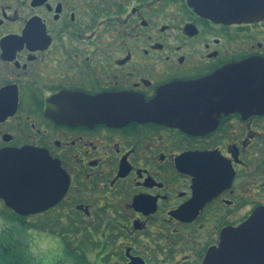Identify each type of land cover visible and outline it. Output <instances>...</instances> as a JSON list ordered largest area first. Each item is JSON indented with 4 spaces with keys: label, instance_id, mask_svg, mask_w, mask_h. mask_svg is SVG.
<instances>
[{
    "label": "flooded vegetation",
    "instance_id": "1",
    "mask_svg": "<svg viewBox=\"0 0 264 264\" xmlns=\"http://www.w3.org/2000/svg\"><path fill=\"white\" fill-rule=\"evenodd\" d=\"M7 149L50 159L41 194L69 183L36 214L0 198L14 225L55 233L0 244V264L47 243L59 262L33 263L205 264L264 208V19L218 23L188 0H0Z\"/></svg>",
    "mask_w": 264,
    "mask_h": 264
},
{
    "label": "water",
    "instance_id": "2",
    "mask_svg": "<svg viewBox=\"0 0 264 264\" xmlns=\"http://www.w3.org/2000/svg\"><path fill=\"white\" fill-rule=\"evenodd\" d=\"M202 17L218 23L257 22L264 19V0H188ZM107 121L133 117H106ZM52 166L50 159L29 149L0 151V198L21 215L43 212L55 206L65 195L69 180L62 173L61 188L48 191L40 169ZM59 174V173H58ZM35 191L34 194H31ZM52 191V189L50 190ZM264 243V208L256 211L242 226L224 233L218 247L211 250L205 264H264L261 248Z\"/></svg>",
    "mask_w": 264,
    "mask_h": 264
},
{
    "label": "rangeland",
    "instance_id": "3",
    "mask_svg": "<svg viewBox=\"0 0 264 264\" xmlns=\"http://www.w3.org/2000/svg\"><path fill=\"white\" fill-rule=\"evenodd\" d=\"M9 216V215H7ZM40 222H42V220H38ZM45 233H49V231H44V229H39V231H35V230H23V228H20L17 225H14L11 221L7 220V218L5 217V214H0V238L1 236L5 235L4 238H7L6 235H12L14 236L16 239L19 240V242L24 246V244H29L31 243V239L33 240H37L39 239H45L47 238V236H45ZM54 232H51V234H53ZM10 240L12 239H2L0 240V244L4 243L7 244ZM46 247H51L49 243L46 244V246L44 248L38 249V246L35 247V250L33 252H30L31 255V259H32V264H36L33 263V261L37 258L39 259L42 255V258H46L48 259V261L50 263H58L59 262V256L58 255H54V253H50V250H46ZM50 254H52L50 256Z\"/></svg>",
    "mask_w": 264,
    "mask_h": 264
},
{
    "label": "trees",
    "instance_id": "4",
    "mask_svg": "<svg viewBox=\"0 0 264 264\" xmlns=\"http://www.w3.org/2000/svg\"><path fill=\"white\" fill-rule=\"evenodd\" d=\"M21 221V220H20ZM20 223H22V222H20ZM7 236V238H4L5 237V235H3V236H1V238H0V240H2V239H13V238H15L14 236H12V235H6ZM2 244H4V243H2ZM3 258V259H2ZM4 258H5V254H2V255H0V260L1 261H3V263H4ZM19 264H24V263H22L21 261L19 262Z\"/></svg>",
    "mask_w": 264,
    "mask_h": 264
}]
</instances>
